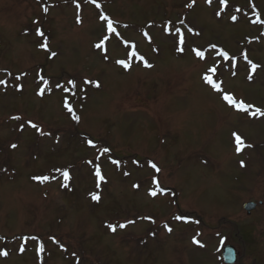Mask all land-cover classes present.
<instances>
[{
    "label": "rangeland",
    "instance_id": "obj_1",
    "mask_svg": "<svg viewBox=\"0 0 264 264\" xmlns=\"http://www.w3.org/2000/svg\"><path fill=\"white\" fill-rule=\"evenodd\" d=\"M261 113L264 0H0V264H221Z\"/></svg>",
    "mask_w": 264,
    "mask_h": 264
},
{
    "label": "flooded vegetation",
    "instance_id": "obj_2",
    "mask_svg": "<svg viewBox=\"0 0 264 264\" xmlns=\"http://www.w3.org/2000/svg\"><path fill=\"white\" fill-rule=\"evenodd\" d=\"M257 159L259 166L255 165L256 176L255 179H253L251 187V190L254 193H252L254 199L248 198L243 200L241 203V209L244 204L249 202L254 203V208L250 212L242 211L241 216L239 217V219L244 222V224L240 227V235L243 234L244 236L241 238L239 235V243L243 246V243L241 242L243 239H245L248 243L245 246V250L241 247L236 251L238 261L239 259L241 261L242 258L248 256L251 257L250 262L253 264H264V228L261 227L257 229L261 220H264V154H259ZM245 163L246 162L239 160L241 170L245 166ZM240 261L239 264H241Z\"/></svg>",
    "mask_w": 264,
    "mask_h": 264
},
{
    "label": "snow or ice",
    "instance_id": "obj_3",
    "mask_svg": "<svg viewBox=\"0 0 264 264\" xmlns=\"http://www.w3.org/2000/svg\"><path fill=\"white\" fill-rule=\"evenodd\" d=\"M209 2H210V0H209ZM221 2H223V0H221ZM190 6V5H189ZM97 7H99V5L97 4ZM104 19H107V17H103ZM77 22L79 23L80 21L79 20H77ZM108 28H109V30H112V25H111V23H109L108 24ZM37 35H43L39 30H37ZM42 47H46V46H44V45H42ZM96 47H101V45L100 44H97L96 45ZM197 55H199V56H203V54L202 53H197ZM125 67H127V65H125ZM252 68H253V70L256 68V65H252ZM210 71H214V69H210ZM209 83H211V81H208ZM224 99L225 100H227L230 104H232L234 107L235 106H237L236 104H235V102L233 101V99H232V97L231 96H225L224 97ZM238 107H240L241 109H243L244 108V106L241 104V105H238ZM69 111L71 112V108H69ZM260 110L259 109H257V112H259ZM261 114H264V113H261ZM75 118V117H74ZM33 127H35V125H32ZM234 136H235V141H236V150H237V152L239 153L241 150H242V145H243V141L241 140V138L238 136V135H235L234 134ZM12 147H16V145H12ZM242 166H243V164H242ZM153 167H155V165H153ZM157 171H159V169L157 168L156 169ZM96 175H97V177H100V172H99V169H97V171H96ZM64 178L65 179H67L68 178V173L67 172H65L64 173ZM46 179V178H45ZM153 183L155 184L156 183V181H153ZM151 195H156V192L155 191H153V192H151L150 193ZM92 199L93 200H99V196L98 195H93L92 196ZM180 217H177V219H179ZM120 227L121 228H123V227H125V225H120ZM112 231H115L116 229H115V227H113L112 229H111ZM169 231H171V229H169ZM21 250H23V249H21ZM42 250V249H41ZM0 255H7V253H0Z\"/></svg>",
    "mask_w": 264,
    "mask_h": 264
},
{
    "label": "water",
    "instance_id": "obj_4",
    "mask_svg": "<svg viewBox=\"0 0 264 264\" xmlns=\"http://www.w3.org/2000/svg\"><path fill=\"white\" fill-rule=\"evenodd\" d=\"M245 208H246L247 210H249V209L252 208V205H251V204L246 205ZM222 258H223V261H224L226 264H232V263H234L235 260H236L234 249L231 248V247H225V248L223 249Z\"/></svg>",
    "mask_w": 264,
    "mask_h": 264
}]
</instances>
